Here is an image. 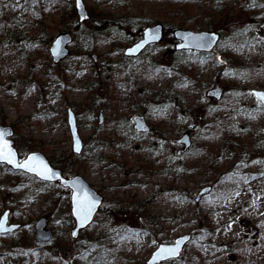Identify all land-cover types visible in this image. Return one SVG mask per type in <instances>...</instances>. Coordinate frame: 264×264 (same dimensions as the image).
<instances>
[{"label":"rangeland","instance_id":"374dc122","mask_svg":"<svg viewBox=\"0 0 264 264\" xmlns=\"http://www.w3.org/2000/svg\"><path fill=\"white\" fill-rule=\"evenodd\" d=\"M241 1L227 0L234 13L217 18L221 40L206 54L177 51L164 26L187 19L181 27L208 29L188 19L202 0L184 14L171 0H84L83 22L74 0H0V123L12 125L20 157L39 150L103 196L74 237L71 189L0 163V215L9 208L19 224L0 233V264H145L158 243L186 232L192 238L181 255L161 264H264V104L250 91L264 89V20L240 14ZM102 17L161 22L164 35L127 57L133 40L93 32ZM64 31L74 37L70 53L53 62L50 44ZM217 86L220 99L209 94ZM69 106L80 154L72 150ZM211 107L244 108L240 122L251 131L206 130ZM135 114L149 130L135 129ZM184 132L192 138L187 151L176 142ZM205 185L211 190L199 194ZM41 216L54 233L49 242L35 239Z\"/></svg>","mask_w":264,"mask_h":264},{"label":"water","instance_id":"95a60500","mask_svg":"<svg viewBox=\"0 0 264 264\" xmlns=\"http://www.w3.org/2000/svg\"><path fill=\"white\" fill-rule=\"evenodd\" d=\"M75 10L78 15V21L83 22L90 18L89 11L86 7L84 0H74ZM163 23L156 22L154 24L146 25L142 30V35L140 38L135 40L133 43L127 45L124 49V54L127 56H138L143 52L147 46L153 43L161 42L164 34ZM172 34L176 39L175 48L177 50L192 49L197 51L211 52L220 41V32L213 29H200L194 30L188 27H174L172 29ZM152 36H156V39H152ZM73 41V35L70 31H64L58 33L52 40L49 51L53 62H59L70 53L69 45ZM137 45H142L137 48ZM251 93L253 96L264 103L256 94L264 93L263 88H252ZM209 94H212L215 98L220 99L222 97V90L220 87H215L209 90ZM100 120H102V112L100 113ZM134 121L136 123V128L138 130H146L149 128L147 122L143 115H135ZM67 123L69 127L70 134L72 136V150L76 154L82 152L84 147V141L79 132V126L77 122V116L74 109L69 106L67 107ZM14 130L12 125L0 123V134H2V139H0V144L6 142L7 147L4 151L7 153L10 151L13 155L11 159L13 163H8L7 160L0 159V163L6 164L13 170H24L28 173L36 175L38 178L45 181H59L63 185L68 186L71 189L70 204L71 213L75 219V226L72 228V236H77L79 231L87 227L94 219L97 211L99 210L102 202L103 196L100 192L92 186L88 180L81 174H74L72 176H66L63 171L55 167L50 160L39 150L29 151L24 157H20L17 147L14 145L12 139ZM177 143H182L184 145L183 150L188 149L191 144V136L189 132H184L180 137L176 139ZM31 157H36L32 161V166L36 169L35 171H30L28 167H20L18 165H24L29 161ZM46 165L56 175L52 179H45L38 173L43 170L42 166ZM211 189L210 185H205L199 190V194L205 193ZM77 197L83 200L85 197L96 201L95 207L88 220L81 223L77 215ZM198 199V197H197ZM10 209L6 208L0 215V233L6 234L13 232L18 226V223L10 222L9 220ZM54 237L53 231L47 227V216H41L35 223V239L37 242H49ZM192 234L190 232L178 235L173 242H160L152 251L149 258L146 260L145 264H160L161 262L169 259L177 258L181 255L186 244L191 240ZM178 245V247H177ZM161 248H177L175 253H160Z\"/></svg>","mask_w":264,"mask_h":264},{"label":"trees","instance_id":"16d2710c","mask_svg":"<svg viewBox=\"0 0 264 264\" xmlns=\"http://www.w3.org/2000/svg\"><path fill=\"white\" fill-rule=\"evenodd\" d=\"M174 3H178L174 7V12H181L184 14L188 8H192L196 5L198 0H171ZM203 4L202 7H198V10H194L193 12L190 11L193 15L189 16L188 19H191L190 22L194 26L200 28H208V29H219L216 25V20L218 17L225 14V16L229 15L228 12H233V9H229L227 4V0H202ZM241 1V0H240ZM236 8L240 11V14L243 12L249 15L250 20H264V0H243L236 4ZM180 13V14H181ZM190 15V14H189ZM235 14L233 18H235ZM239 16V15H238ZM224 17V16H223ZM106 20V21H105ZM187 19H182L178 25L176 26H185ZM98 21V20H97ZM99 21H103L100 24ZM99 24L93 30L94 33L102 32V34L107 33H114L116 36L125 38L127 40H135L141 35L142 29L146 24L140 17H127L125 19H115V17H107V18H99ZM105 21V22H104ZM165 26V35L169 34L173 28L170 27L167 23H164ZM130 27V30L128 29ZM104 28V29H103ZM237 30V29H236ZM247 27L240 28V35L241 37L242 32L247 33ZM101 34L97 35L100 36ZM183 51V50H182ZM182 53V52H181ZM175 107V106H173ZM221 108H213L209 109L208 113L211 117V120H205V129L206 130H213L214 128H223L227 131L229 135L239 134L240 136L243 132L251 131V128L244 127L240 120L245 118V109H229L227 113H223ZM132 123V120H130ZM132 131L133 127L131 126ZM204 129V128H203ZM134 132V131H133ZM239 136V135H238ZM238 136H231L237 138ZM245 143V142H244ZM241 145V144H240Z\"/></svg>","mask_w":264,"mask_h":264},{"label":"snow or ice","instance_id":"6c2138e0","mask_svg":"<svg viewBox=\"0 0 264 264\" xmlns=\"http://www.w3.org/2000/svg\"><path fill=\"white\" fill-rule=\"evenodd\" d=\"M156 36H152V39H156ZM142 45H137V48L141 47ZM261 100H264V93H257L256 94ZM0 139H2V134H0ZM7 147L6 142L3 144H0V159L7 160L8 163H13V160L11 159L12 153L8 151L7 153L4 151V149ZM36 157H31L28 162H26L24 165H18L20 167H28L30 171H35L36 169L32 166V161H34ZM43 170L39 172L38 174L41 175L45 179H52L56 174L53 173L50 169L47 168L46 165L42 166ZM77 203V215L79 219L81 220V223L88 220L95 204L97 203L94 200H91L88 197H85L83 200H81L79 197H77L76 200ZM178 247V245H177ZM177 251V248H161L160 253H175Z\"/></svg>","mask_w":264,"mask_h":264}]
</instances>
